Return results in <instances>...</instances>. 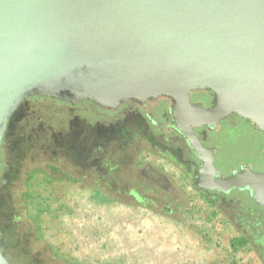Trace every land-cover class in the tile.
<instances>
[{"label":"rangeland","instance_id":"obj_1","mask_svg":"<svg viewBox=\"0 0 264 264\" xmlns=\"http://www.w3.org/2000/svg\"><path fill=\"white\" fill-rule=\"evenodd\" d=\"M202 90L191 99L209 106ZM148 101L113 109L29 98L17 138L1 150L0 239L10 264H264V206L244 190L197 187L200 160L168 128L172 99ZM197 131L217 148L224 175L243 164L264 171V131L246 119ZM76 172L88 177L75 181Z\"/></svg>","mask_w":264,"mask_h":264},{"label":"water","instance_id":"obj_2","mask_svg":"<svg viewBox=\"0 0 264 264\" xmlns=\"http://www.w3.org/2000/svg\"><path fill=\"white\" fill-rule=\"evenodd\" d=\"M207 88L209 106L192 101ZM33 95L108 108L168 96L197 187L264 206V171L224 175L197 131L233 114L264 131V0H0V171L10 119Z\"/></svg>","mask_w":264,"mask_h":264},{"label":"flooded vegetation","instance_id":"obj_3","mask_svg":"<svg viewBox=\"0 0 264 264\" xmlns=\"http://www.w3.org/2000/svg\"><path fill=\"white\" fill-rule=\"evenodd\" d=\"M199 93H201V97H203L202 98V100L201 101H205V100H207L206 101V103L207 104H209L210 105V103L212 102V97H211V95L210 94H207L208 92L205 90V91H199ZM31 97V96H30ZM29 97V98H30ZM29 98H28V102L15 114V115H13V117H11V119H10V122H9V126H8V129H7V132H6V135H5V138H4V140H3V146H2V149L4 148V145H5V143L6 142H10L11 144L12 143H14V140H15V138H17V134H15V132H16V130H15V126H16V124L18 123V121H19V119H21L23 116H24V114L25 113H27V111H28V105H29ZM128 101H131V102H134V103H137V104H140V105H143V106H145V105H147V102H149V101H144V102H140V101H133V100H127V101H125V102H128ZM80 101H77L76 103H71V104H78ZM210 102V103H209ZM122 105V104H121ZM120 107V105H118L117 107H115V108H113V109H117V108H119ZM71 108L73 109V108H75L73 105H71ZM166 115H167V117L171 120V116H170V109H168L167 111H166V113H165ZM146 116H147V114H146ZM230 117V116H229ZM228 118V117H227ZM247 120V119H246ZM247 121H249V120H247ZM155 123V122H154ZM168 128H169V130H171V131H173L176 135H178V136H182V137H184L183 135H181L178 131H176L173 127H172V121L170 122V125L168 126ZM114 130H115V132H114ZM114 130H113V132L114 133H117V140L119 139V134H121V129H119V128H117V129H115L114 128ZM187 141V140H186ZM187 144H188V142H187ZM189 145V144H188ZM189 147H190V145H189ZM1 149V150H2ZM76 173H79V174H76V175H74L73 177L75 178V179H78V180H75V181H82V182H84L85 180V178H87L88 176H86L85 174H81L80 172H76ZM83 173V172H82ZM95 173H97L98 174V172H95ZM100 173V172H99ZM71 174H73V173H71ZM98 176H100V177H102L101 175H99L98 174ZM119 178V177H118ZM80 188H82V186H80ZM128 188H129V190L131 191V188H136V187H132V186H128ZM1 241H2V243H4V240L2 239V237H1Z\"/></svg>","mask_w":264,"mask_h":264},{"label":"trees","instance_id":"obj_4","mask_svg":"<svg viewBox=\"0 0 264 264\" xmlns=\"http://www.w3.org/2000/svg\"><path fill=\"white\" fill-rule=\"evenodd\" d=\"M250 122V121H249ZM250 124L251 125H253L251 122H250ZM201 189V188H200ZM202 190H204V189H202ZM238 190V189H237ZM204 191H206V192H211V191H208V190H204ZM239 191H243V190H239ZM245 191V190H244ZM215 192H217L218 194H223V192H218V191H215ZM245 192H247V191H245ZM249 193V192H248ZM252 199V198H251ZM252 201L254 202V203H256V204H258L254 199H252ZM259 205V204H258ZM260 206H262V205H260ZM0 209H1V207H0Z\"/></svg>","mask_w":264,"mask_h":264},{"label":"crops","instance_id":"obj_5","mask_svg":"<svg viewBox=\"0 0 264 264\" xmlns=\"http://www.w3.org/2000/svg\"><path fill=\"white\" fill-rule=\"evenodd\" d=\"M214 226V228H216V226L215 225H213ZM202 238V237H201Z\"/></svg>","mask_w":264,"mask_h":264}]
</instances>
